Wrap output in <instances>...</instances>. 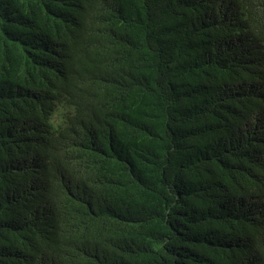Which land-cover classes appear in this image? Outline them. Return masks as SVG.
I'll return each instance as SVG.
<instances>
[{"label": "trees", "instance_id": "16d2710c", "mask_svg": "<svg viewBox=\"0 0 264 264\" xmlns=\"http://www.w3.org/2000/svg\"><path fill=\"white\" fill-rule=\"evenodd\" d=\"M0 264H264V0H0Z\"/></svg>", "mask_w": 264, "mask_h": 264}]
</instances>
